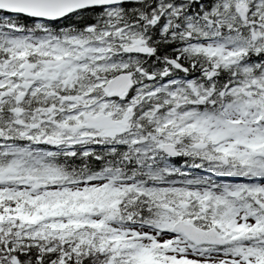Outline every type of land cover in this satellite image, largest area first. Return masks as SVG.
<instances>
[{
	"label": "snow or ice",
	"instance_id": "6c2138e0",
	"mask_svg": "<svg viewBox=\"0 0 264 264\" xmlns=\"http://www.w3.org/2000/svg\"><path fill=\"white\" fill-rule=\"evenodd\" d=\"M0 264H264V0H0Z\"/></svg>",
	"mask_w": 264,
	"mask_h": 264
}]
</instances>
